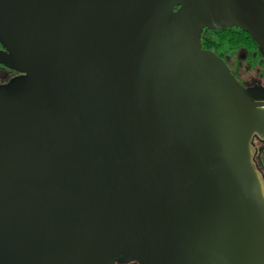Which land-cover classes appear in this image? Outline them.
<instances>
[{
	"label": "water",
	"instance_id": "1",
	"mask_svg": "<svg viewBox=\"0 0 264 264\" xmlns=\"http://www.w3.org/2000/svg\"><path fill=\"white\" fill-rule=\"evenodd\" d=\"M227 28L264 61V0H0V264H264Z\"/></svg>",
	"mask_w": 264,
	"mask_h": 264
},
{
	"label": "trees",
	"instance_id": "2",
	"mask_svg": "<svg viewBox=\"0 0 264 264\" xmlns=\"http://www.w3.org/2000/svg\"><path fill=\"white\" fill-rule=\"evenodd\" d=\"M181 6L179 5V8ZM198 37L201 48L217 55L227 66L238 84H240L238 73L241 65L249 67L248 74L253 71L259 74L264 73L262 54L247 32L236 28L225 30L203 29L199 31ZM242 54L244 58H242ZM3 78L0 75V93L2 94H7L8 89L11 87L16 88L21 83L23 84V80Z\"/></svg>",
	"mask_w": 264,
	"mask_h": 264
},
{
	"label": "flooded vegetation",
	"instance_id": "3",
	"mask_svg": "<svg viewBox=\"0 0 264 264\" xmlns=\"http://www.w3.org/2000/svg\"><path fill=\"white\" fill-rule=\"evenodd\" d=\"M0 50H2L1 47ZM0 69L7 73V79H14V80L23 79L22 75L7 69L2 65H0ZM239 83L244 87V89L248 92V94L252 95L254 98L259 97L264 99V87L262 85L260 86L256 83H252L249 86H245L244 83H242L241 81ZM260 113L262 115V118L264 119V108L260 110ZM249 145L251 147L252 165L254 169L258 172L259 180L262 183V187L264 188V127L257 128V130L254 132L250 140ZM116 262H114V264H116ZM130 262L138 264L137 262L134 261H130ZM128 263L129 261L128 262L120 261L117 264H128Z\"/></svg>",
	"mask_w": 264,
	"mask_h": 264
},
{
	"label": "rangeland",
	"instance_id": "4",
	"mask_svg": "<svg viewBox=\"0 0 264 264\" xmlns=\"http://www.w3.org/2000/svg\"><path fill=\"white\" fill-rule=\"evenodd\" d=\"M242 58H244V55L242 54ZM248 66H244V65H241L240 66V70H239V73H238V79L244 83L245 86H249L250 84L252 83H256L258 85H262L264 87V73H256V72H252V73H249L248 74ZM0 75L1 77H4V78H7V73L4 72L3 70L0 69ZM3 78V79H4ZM248 79V80H247ZM119 263V262H116V264ZM128 264H136V263H133V262H130Z\"/></svg>",
	"mask_w": 264,
	"mask_h": 264
}]
</instances>
